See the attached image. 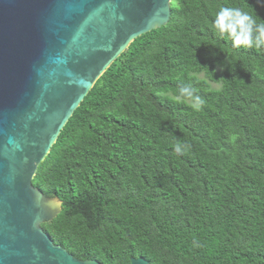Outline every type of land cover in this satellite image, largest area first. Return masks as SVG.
<instances>
[{
  "label": "trees",
  "instance_id": "16d2710c",
  "mask_svg": "<svg viewBox=\"0 0 264 264\" xmlns=\"http://www.w3.org/2000/svg\"><path fill=\"white\" fill-rule=\"evenodd\" d=\"M222 6L264 21V0H174L169 24L113 63L40 165L34 187L63 202L43 229L76 259L264 264V49L213 31ZM183 86L198 111L177 98Z\"/></svg>",
  "mask_w": 264,
  "mask_h": 264
},
{
  "label": "water",
  "instance_id": "95a60500",
  "mask_svg": "<svg viewBox=\"0 0 264 264\" xmlns=\"http://www.w3.org/2000/svg\"><path fill=\"white\" fill-rule=\"evenodd\" d=\"M173 1L0 0V264H101L55 245L43 225L63 202L33 180L97 81L169 24Z\"/></svg>",
  "mask_w": 264,
  "mask_h": 264
},
{
  "label": "clouds",
  "instance_id": "9594fccd",
  "mask_svg": "<svg viewBox=\"0 0 264 264\" xmlns=\"http://www.w3.org/2000/svg\"><path fill=\"white\" fill-rule=\"evenodd\" d=\"M212 29L221 38L231 41L233 48L264 49V21H258L253 15L236 6H222L215 13ZM178 99L191 101V107L199 110L203 99L188 86L180 87ZM190 148L187 143H177L176 153H184Z\"/></svg>",
  "mask_w": 264,
  "mask_h": 264
},
{
  "label": "rangeland",
  "instance_id": "374dc122",
  "mask_svg": "<svg viewBox=\"0 0 264 264\" xmlns=\"http://www.w3.org/2000/svg\"><path fill=\"white\" fill-rule=\"evenodd\" d=\"M214 88H217V86L213 85Z\"/></svg>",
  "mask_w": 264,
  "mask_h": 264
}]
</instances>
